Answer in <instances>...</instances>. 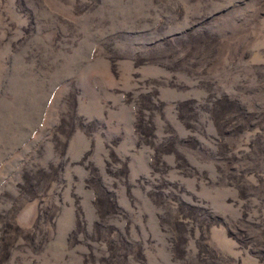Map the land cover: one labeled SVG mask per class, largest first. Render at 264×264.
<instances>
[{"label": "rangeland", "instance_id": "374dc122", "mask_svg": "<svg viewBox=\"0 0 264 264\" xmlns=\"http://www.w3.org/2000/svg\"><path fill=\"white\" fill-rule=\"evenodd\" d=\"M0 264H264V0H0Z\"/></svg>", "mask_w": 264, "mask_h": 264}]
</instances>
